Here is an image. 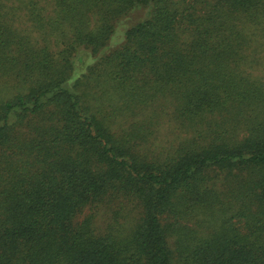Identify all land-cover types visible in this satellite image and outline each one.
Instances as JSON below:
<instances>
[{"label":"trees","instance_id":"1","mask_svg":"<svg viewBox=\"0 0 264 264\" xmlns=\"http://www.w3.org/2000/svg\"><path fill=\"white\" fill-rule=\"evenodd\" d=\"M0 264H264V0H0Z\"/></svg>","mask_w":264,"mask_h":264},{"label":"rangeland","instance_id":"2","mask_svg":"<svg viewBox=\"0 0 264 264\" xmlns=\"http://www.w3.org/2000/svg\"><path fill=\"white\" fill-rule=\"evenodd\" d=\"M141 15H143L142 11L137 12V16H141ZM128 24H129V21H122V23L119 25L115 39H114L115 42H118L121 39L122 33Z\"/></svg>","mask_w":264,"mask_h":264}]
</instances>
